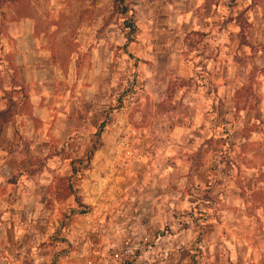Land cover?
I'll return each instance as SVG.
<instances>
[{
  "label": "rangeland",
  "instance_id": "1",
  "mask_svg": "<svg viewBox=\"0 0 264 264\" xmlns=\"http://www.w3.org/2000/svg\"><path fill=\"white\" fill-rule=\"evenodd\" d=\"M123 4L128 10L122 14L114 0H0V108L13 96L3 64L16 51V31L28 27L43 51L37 61L42 76L54 74V67L61 78L51 83L52 97L60 101L65 88L71 96H77L74 89L80 92L83 120L78 124L93 126L64 134L43 149H29L23 136L0 149V161L12 157L15 167L11 174V167L0 166L3 252L6 247L11 255L23 252L9 250L12 222L41 226L32 220L45 219L49 244H63L59 250L67 253L66 264H236L217 237L218 182L232 169L234 118H193L174 99L175 89L199 80V68L179 81L170 72L161 74L167 78L156 103L161 116L147 109L109 114L112 103L106 98L141 91L137 66L149 61L124 51L127 45L138 46V39L129 0ZM48 84L43 81L47 97ZM38 166L35 174L27 173ZM30 206L45 211H21ZM199 211L204 212L201 218ZM63 227L70 228V239L64 240ZM19 232L26 234L21 226ZM23 241L40 246L39 241ZM62 263L55 251L48 264Z\"/></svg>",
  "mask_w": 264,
  "mask_h": 264
},
{
  "label": "crops",
  "instance_id": "2",
  "mask_svg": "<svg viewBox=\"0 0 264 264\" xmlns=\"http://www.w3.org/2000/svg\"><path fill=\"white\" fill-rule=\"evenodd\" d=\"M129 7L133 10V36L138 46L127 45L124 51L148 56L149 61L137 66L141 91L106 98L112 103L109 114H142L147 109L152 116H161L156 103L161 102L167 83L161 74L170 72L179 81L184 76L188 79L199 68V80L191 79L185 89H175L174 99L184 103L193 118L200 114L207 118L233 116L235 127L232 169L218 182L217 237L227 247L229 260L236 264H264V205L260 201L264 199V0H129ZM15 47L3 65L6 68L9 62L15 68V81L23 86L28 111L23 109L1 128L0 149H9L19 137L27 138L29 149H43L69 132L91 131L93 126L78 124L83 120L80 92L74 89L72 93L77 92V96H71L70 88H65L60 101L52 97L55 88L51 83L60 77L54 67V74L50 71L42 76L43 66L37 61L42 59L43 51L36 47L31 29L16 31ZM6 71L12 98L20 101L19 88L11 84L7 68ZM44 80L49 83V97L44 94ZM146 102L149 107L144 105ZM93 114L92 110L87 113L91 119ZM12 159L3 158L0 166L12 168ZM14 170L15 167L11 174ZM248 200L255 203L250 206ZM21 211L42 214L45 209L30 206ZM44 220H32L41 226H31L28 220L12 222L7 234L12 241L9 250L14 247L23 252L11 255L7 247L3 252L0 244V264H48L55 251L61 263L63 260L62 264H66L67 253L59 250L64 246L49 244V222ZM20 226L26 234L19 232ZM63 236L64 240L72 237L70 228L63 227ZM25 239L39 241L40 246L21 243Z\"/></svg>",
  "mask_w": 264,
  "mask_h": 264
},
{
  "label": "trees",
  "instance_id": "3",
  "mask_svg": "<svg viewBox=\"0 0 264 264\" xmlns=\"http://www.w3.org/2000/svg\"><path fill=\"white\" fill-rule=\"evenodd\" d=\"M116 3V6H121V12L124 13L126 10H128V7L124 5V0H114ZM130 23H127V26H130ZM129 32H132V30H128ZM6 68L9 71V79L11 81V84L14 86H17L19 88V92L21 93V100L16 101L12 97H7L5 105L0 108V130L1 128L8 123L11 119H13L17 114L21 113L23 109L25 110L27 107V101H26V94L24 92L23 86L21 84H18L17 81H15V74L16 70L15 68L8 63H6ZM102 126V123H101ZM19 139H22L19 137ZM39 166L34 168H28L26 171L28 174L33 175L36 173V171H39ZM204 212L199 211L198 212V218H201Z\"/></svg>",
  "mask_w": 264,
  "mask_h": 264
}]
</instances>
